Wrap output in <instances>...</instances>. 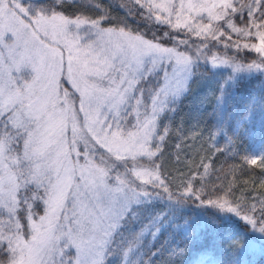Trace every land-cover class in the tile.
Here are the masks:
<instances>
[{"label":"snow or ice","instance_id":"6c2138e0","mask_svg":"<svg viewBox=\"0 0 264 264\" xmlns=\"http://www.w3.org/2000/svg\"><path fill=\"white\" fill-rule=\"evenodd\" d=\"M130 2L0 0V264H246L257 243L264 254V195L245 203L231 182L207 183L215 154L239 155L254 121L264 140V95L229 110L241 84L259 78L264 94V0ZM112 6L125 17L114 21ZM129 20L175 34L147 39ZM212 41L223 54L209 57ZM202 67L219 74L204 130L212 155L171 180L158 162L162 125ZM250 151L245 163L264 166V143ZM166 232L175 235L153 251ZM220 240L227 257L217 255Z\"/></svg>","mask_w":264,"mask_h":264},{"label":"trees","instance_id":"16d2710c","mask_svg":"<svg viewBox=\"0 0 264 264\" xmlns=\"http://www.w3.org/2000/svg\"><path fill=\"white\" fill-rule=\"evenodd\" d=\"M92 2H99V0H92ZM141 2H143V0H141ZM242 2L247 3L248 0H242ZM117 3L122 4L125 9L135 7L131 4L130 0H103L104 6H109L110 4L115 5ZM73 10L74 9L69 7V11ZM109 11L114 21H118L125 17V13L117 7H109ZM90 14L93 15V17L99 15V13L96 12ZM136 19L139 20L140 17L137 15ZM243 19L244 21L247 20L246 14ZM233 22L237 27L243 26L239 17H234ZM128 23L134 30L138 28L141 33H147L145 37L147 39H152L153 34L160 37L164 32H168L170 36L175 34L174 30H171L168 27H157L155 24H150L149 27H146L143 22L135 24L131 20H129ZM223 31L226 34L231 35L232 41L240 39L237 35L230 33L226 27ZM179 38L187 39L188 37L181 34ZM220 40L226 41V38L221 36ZM162 42L166 43V46H171V44L166 41ZM191 42L196 44L200 43L195 37L191 38ZM240 42L243 43L246 41L240 40ZM213 44H215V41L210 42L208 45L211 49L208 55L211 57L213 53L223 54V48L213 47ZM233 54L235 53L232 51H229L228 53V55ZM239 55L246 60L256 59V54L248 52L247 50L239 53ZM200 71L204 73V77L196 80L191 85V91L187 98L183 99V101L177 106L176 112L170 114L169 118L165 120L162 125V128H167V134L165 135L164 142L161 144L162 155L158 162L161 165L162 174L167 175L171 180H177L181 174H188L190 171L197 170L201 160L212 155V152L209 149V144L211 142L207 139V131L204 130L210 128L214 122V118L211 116V106L215 102V89L210 90V96L204 104V108H202V116L198 121H195L196 108H192L191 105L188 106L186 101L190 98L200 96L201 93H208L209 91L207 88L200 93L201 88H203L202 86H205V84L210 81H213V85L216 86L219 74L213 76V72L209 70V68L204 67H202ZM249 93H254L257 98L264 95L259 91V78L252 80L250 83L241 84L236 99L230 105V112H235L237 114L242 112L244 107L248 104ZM256 107L257 106L254 105V110ZM245 127H248V125H245ZM253 127L255 128V131L251 139L242 137L243 147L239 149V155L232 154V158H229L228 154H215L212 159V166L217 171H215L207 181L210 188L215 185L217 186V190H219L220 185L227 187L231 182L234 196H243L245 203L250 202L251 194L264 195V183H262V181H264V166H261L259 161L257 165H251L244 161L245 155H249V158L254 157L255 154L250 151L252 148L258 147L261 143H264L258 123L254 121ZM223 143V141L220 142L221 146ZM198 144L200 147L197 146ZM195 145L197 146V152L194 151ZM204 162L207 163L208 161L205 160ZM200 170L202 171V169ZM37 211L39 214H43L41 209H37ZM21 222L23 223V220ZM234 226L237 229L246 231L242 223L236 222ZM223 230L224 229H222V231ZM174 235L175 234L167 232L160 235L155 242V248L152 250L155 251L156 248L166 246L167 241L171 240ZM175 239L181 244V246H184L183 237L175 236ZM212 243V237L208 236L201 242V245L195 247L189 245V257L196 256L200 246H207ZM215 244L217 247V255L227 257L225 242L220 240L215 241ZM0 259H3V257H0ZM145 259H147V257H145ZM242 259L246 264H264V254L259 250V243H257L255 250L243 255ZM157 264H159V260L157 261Z\"/></svg>","mask_w":264,"mask_h":264},{"label":"rangeland","instance_id":"374dc122","mask_svg":"<svg viewBox=\"0 0 264 264\" xmlns=\"http://www.w3.org/2000/svg\"><path fill=\"white\" fill-rule=\"evenodd\" d=\"M205 22H207V21H205ZM61 83L63 84V87L65 89H67L70 93L73 91L72 88H71V85L68 82H66L63 77L61 78ZM213 83H214L213 81L208 82L207 84H205V86H202L203 88H201V90H200V93H201L202 90H205L207 88V90L209 91L208 93H201L200 96L190 98L189 100L186 101L188 106L191 105L192 108H194V109L196 108L195 109L196 110L195 121H198L200 119V117L202 116V108H204V106H205L204 104L206 103V101L208 100V98L210 96L209 95L210 94V90H214L216 88V86L213 85ZM197 146H199V144ZM197 146L195 145V147H194V151L195 152H197L196 151Z\"/></svg>","mask_w":264,"mask_h":264}]
</instances>
